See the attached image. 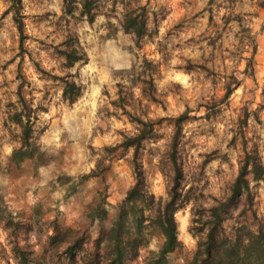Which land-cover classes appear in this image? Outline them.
<instances>
[{
    "label": "rangeland",
    "instance_id": "obj_1",
    "mask_svg": "<svg viewBox=\"0 0 264 264\" xmlns=\"http://www.w3.org/2000/svg\"><path fill=\"white\" fill-rule=\"evenodd\" d=\"M131 1L144 4L148 11L149 32L141 47L120 27V2L106 0L92 22L81 18L74 24L61 0H22L26 51L20 54L19 32L6 9L7 1L0 0V205L22 222L13 232L0 217V264H17L13 243L38 257L47 255L54 218L84 231L89 248L100 225H108L110 218L90 221L88 210L103 200L113 217L134 180L132 150L118 146L122 132L135 130L113 102L119 88L129 101L126 108L161 118L139 153L149 188L156 195H167L173 172L166 155L171 116L184 110H189V118L182 124L178 156L185 185L204 194L199 200L208 203L211 196L222 197L228 191L242 151L241 130L264 164V0ZM68 28L77 32L87 53L85 62L67 68L79 71L77 79L83 85L82 95L71 103L62 99L61 81L50 75L66 70L55 44ZM142 56L155 64L158 100L142 95L122 71L139 68ZM34 60L43 71L36 69ZM18 69L27 80L25 97L40 108L34 135L47 161L38 167L29 158L19 164L9 160L19 134L18 126L6 121L17 99ZM232 75L238 81L225 96ZM245 112L247 121L242 124ZM106 145L116 147L107 152L101 176L82 179ZM250 186L254 208L263 216L264 181L252 179ZM190 216L189 204L175 213L181 245L168 254L170 264H188L196 247V237L189 231ZM232 220L226 222L228 228ZM161 240L153 236L132 264H142Z\"/></svg>",
    "mask_w": 264,
    "mask_h": 264
},
{
    "label": "trees",
    "instance_id": "obj_2",
    "mask_svg": "<svg viewBox=\"0 0 264 264\" xmlns=\"http://www.w3.org/2000/svg\"><path fill=\"white\" fill-rule=\"evenodd\" d=\"M6 1V9L11 12L12 20L19 32V53L23 54L26 51L24 46L26 34L22 0ZM104 1L106 0H61V5L65 15H68L75 24L81 18L92 22ZM111 1L114 4L117 2L122 4L120 27L124 32L131 34L134 43L141 47L144 37L149 32L146 6L133 3L131 0ZM255 47L254 43V50ZM55 49L66 70L50 75L61 81L62 99L71 103L82 95L83 85L77 79L79 71L71 72L67 68L76 62H85L87 53L80 45L77 32L69 28L63 39L55 44ZM34 64L37 70H44L38 61L34 60ZM154 69L153 61L142 56L139 68L131 67L122 71L127 72L131 86H138L142 95L158 100ZM132 71L135 74L131 73ZM17 73L19 79L16 86L17 99L8 110L6 121L18 126L19 134L17 144L11 149L9 160L11 163L19 164L29 158L33 160L35 167H38L47 161L46 152L34 135L36 110L40 108L34 107L25 97L23 86L27 80L19 69ZM237 81L238 78L232 75V81L225 85V96L232 91ZM120 92L119 88V96L113 102L122 108L134 124L135 130L132 133L122 132L123 137L118 146L132 150L130 162L134 180L118 202L113 217L109 215L103 200L88 210L87 215L92 222L97 220L102 223L103 220L110 218L108 225H100L90 248L85 245L84 231L64 226L54 218L51 225L53 232L48 237L49 246L45 249L48 254L38 257L31 249L13 243L11 248L17 264H49V259L53 264H132L140 249L149 244L155 235L162 238L161 243L157 250L150 251L142 264H170L168 254L181 245L175 213L188 204L191 214L189 231L196 237V247L188 264H264V215H258L254 208L250 186L252 179L264 181V164L255 144H249L241 130L242 151L238 158L237 173L230 182L226 194L222 197L211 196V202L207 203L205 199L199 200V195H204L202 192L197 194L192 185H185L184 168L178 156L182 124L189 118V110L171 116L173 130L166 155L173 172L167 195L165 197L156 195L149 188L139 153L143 141L152 136L161 118H149L126 108L129 101ZM247 116L248 112H245L241 118L242 124L246 123ZM115 147L116 145H106L105 152L81 178L101 176L106 166L107 152ZM0 217L5 226L13 227V232L22 225L20 220H14L11 212L1 205ZM230 218L233 220L228 228L226 222ZM60 245L61 250L58 248Z\"/></svg>",
    "mask_w": 264,
    "mask_h": 264
}]
</instances>
